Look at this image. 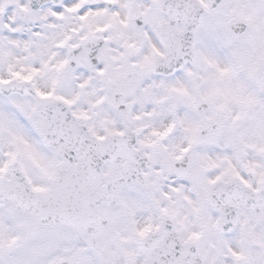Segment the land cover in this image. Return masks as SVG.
Returning a JSON list of instances; mask_svg holds the SVG:
<instances>
[{"label": "snow or ice", "instance_id": "obj_1", "mask_svg": "<svg viewBox=\"0 0 264 264\" xmlns=\"http://www.w3.org/2000/svg\"><path fill=\"white\" fill-rule=\"evenodd\" d=\"M0 264H264V0H0Z\"/></svg>", "mask_w": 264, "mask_h": 264}]
</instances>
